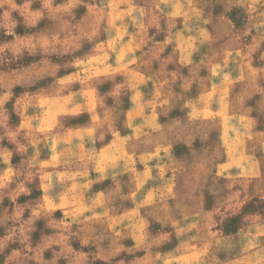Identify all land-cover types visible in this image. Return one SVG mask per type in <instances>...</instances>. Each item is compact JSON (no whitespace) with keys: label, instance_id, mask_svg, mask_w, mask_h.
<instances>
[{"label":"clouds","instance_id":"obj_1","mask_svg":"<svg viewBox=\"0 0 264 264\" xmlns=\"http://www.w3.org/2000/svg\"><path fill=\"white\" fill-rule=\"evenodd\" d=\"M0 264H264V0H0Z\"/></svg>","mask_w":264,"mask_h":264}]
</instances>
